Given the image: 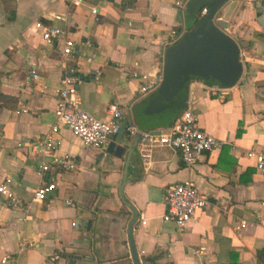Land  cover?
Here are the masks:
<instances>
[{
	"label": "crops",
	"instance_id": "obj_1",
	"mask_svg": "<svg viewBox=\"0 0 264 264\" xmlns=\"http://www.w3.org/2000/svg\"><path fill=\"white\" fill-rule=\"evenodd\" d=\"M186 2L0 0V179L7 177L26 204L12 208L0 198V264H39L55 251V264H133L126 236L131 212L118 196L132 136L114 140L124 144L117 158L59 127L52 155L73 157L75 167L46 173L42 178L55 188L41 201L32 200V190L41 181L38 165L48 156L16 144L50 134L55 93L69 66L82 78L77 93L83 110L107 120V105L115 103L125 111L122 120L133 119V105L146 96L138 97L137 88L160 80L169 46L164 43L171 31L185 30ZM53 14L64 21L52 20ZM215 18L226 22L224 29L215 25L218 30L240 45V72L223 86V97L212 95L209 83L191 80L185 105L221 146L185 167L171 148L156 146L143 161L134 145L122 194L137 212L131 237L139 264H219L231 257L255 264L256 250L264 248V175L245 155L264 141V0H225ZM36 21L64 26L75 44L72 54L63 56L60 39L43 42ZM184 179L206 203L177 230L162 220L163 200L166 188Z\"/></svg>",
	"mask_w": 264,
	"mask_h": 264
},
{
	"label": "built area",
	"instance_id": "obj_2",
	"mask_svg": "<svg viewBox=\"0 0 264 264\" xmlns=\"http://www.w3.org/2000/svg\"><path fill=\"white\" fill-rule=\"evenodd\" d=\"M78 0H73L77 3ZM181 5L182 9L184 4ZM90 13L95 9L90 8ZM206 12L205 7H201L196 18H201ZM65 17L59 14H53L52 20L64 21ZM33 27L38 30L41 40L50 43L53 40H61V52L63 56L72 54L74 41L67 36L64 26L53 24L41 25L38 21L33 23ZM181 31H171L164 45H172L180 38ZM163 57V56H162ZM86 61L90 58L85 57ZM32 79L37 77L34 71H31ZM97 73L95 74V77ZM144 79V76H141ZM82 81L76 70L69 66L65 68L59 83L60 87L55 93V105L53 109L54 123L49 128V135H34L31 139L17 142V146H23L40 156H48V160H41L37 173L41 176V181L32 190V200L41 201L45 193L55 188L54 182L42 178L50 170H72L75 167V160L68 155L53 156L57 146V139L52 137L59 127H64L76 136L81 144L94 148L106 150L110 137L115 135L119 128L120 121L124 118V110L115 103H109L106 111L107 120H100L80 107V101L77 93V85ZM157 82H147L140 85L136 92L138 97L154 90ZM208 90L212 95L223 97L225 87L209 84ZM138 132L136 141V152L139 158L147 161L150 150L156 146H165L177 151L181 163L185 167L195 164L202 156L212 150L218 149L221 142L213 135L200 129L197 125V114L192 107L186 103L185 107L173 119L169 126L164 128H145L139 129L133 119L125 118L123 133L132 136ZM247 157L253 158L254 168L257 173L264 175V141L257 149H248L245 152ZM0 198L5 200L6 204L12 208L26 207V204L17 198L9 187V179L4 177L0 179ZM164 212L162 220L170 221L177 230L184 229L192 219L196 210L202 208L206 203L205 196L197 190L193 182L184 179L167 187L164 193ZM65 205L71 204L70 199L64 200ZM243 221L239 222L242 225ZM23 246L20 244L19 247ZM198 253V250H194ZM58 252H53L43 258L39 264H55L58 259Z\"/></svg>",
	"mask_w": 264,
	"mask_h": 264
},
{
	"label": "water",
	"instance_id": "obj_3",
	"mask_svg": "<svg viewBox=\"0 0 264 264\" xmlns=\"http://www.w3.org/2000/svg\"><path fill=\"white\" fill-rule=\"evenodd\" d=\"M225 0H187L184 13V32L163 54L161 78L154 90L138 100L132 107V116L139 129L144 127H167L185 107L188 84L197 79L205 83L230 86L237 78L241 65L238 60L240 45L235 43L222 30L226 22L215 18L217 9ZM262 4V3H261ZM205 7L201 18L195 13ZM125 120L119 123L118 131L111 136L106 147L108 153L121 158L124 144L122 140ZM138 132L132 135L130 144H126L127 153L123 166L118 196L131 212L126 226L127 244L133 264H139L131 237L132 225L136 220L135 208L124 201L122 188L126 181L128 158L133 151ZM79 222L80 227L83 223Z\"/></svg>",
	"mask_w": 264,
	"mask_h": 264
},
{
	"label": "trees",
	"instance_id": "obj_4",
	"mask_svg": "<svg viewBox=\"0 0 264 264\" xmlns=\"http://www.w3.org/2000/svg\"><path fill=\"white\" fill-rule=\"evenodd\" d=\"M254 257H255V264H264V248L256 250ZM219 264H239V263L236 261L235 257H231L228 262L219 263Z\"/></svg>",
	"mask_w": 264,
	"mask_h": 264
},
{
	"label": "rangeland",
	"instance_id": "obj_5",
	"mask_svg": "<svg viewBox=\"0 0 264 264\" xmlns=\"http://www.w3.org/2000/svg\"><path fill=\"white\" fill-rule=\"evenodd\" d=\"M216 29H218V28L216 27Z\"/></svg>",
	"mask_w": 264,
	"mask_h": 264
}]
</instances>
